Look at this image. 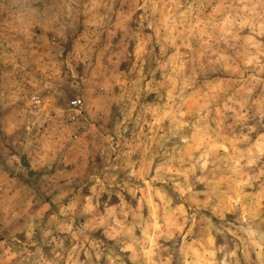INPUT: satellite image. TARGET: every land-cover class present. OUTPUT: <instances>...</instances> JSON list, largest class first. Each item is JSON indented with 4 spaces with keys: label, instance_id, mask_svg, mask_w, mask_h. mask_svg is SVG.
Listing matches in <instances>:
<instances>
[{
    "label": "clouds",
    "instance_id": "9594fccd",
    "mask_svg": "<svg viewBox=\"0 0 264 264\" xmlns=\"http://www.w3.org/2000/svg\"><path fill=\"white\" fill-rule=\"evenodd\" d=\"M31 3L0 40V264H264V0Z\"/></svg>",
    "mask_w": 264,
    "mask_h": 264
},
{
    "label": "rangeland",
    "instance_id": "374dc122",
    "mask_svg": "<svg viewBox=\"0 0 264 264\" xmlns=\"http://www.w3.org/2000/svg\"><path fill=\"white\" fill-rule=\"evenodd\" d=\"M31 6V0H0V40L10 30L12 24L18 23L28 14L27 10ZM202 187L198 186V189ZM204 215L211 217L213 223L216 222L210 210H205Z\"/></svg>",
    "mask_w": 264,
    "mask_h": 264
}]
</instances>
